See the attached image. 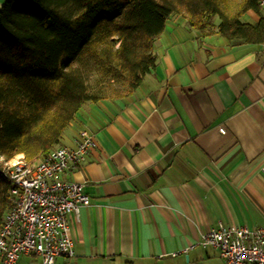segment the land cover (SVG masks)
I'll use <instances>...</instances> for the list:
<instances>
[{
	"label": "crops",
	"instance_id": "crops-1",
	"mask_svg": "<svg viewBox=\"0 0 264 264\" xmlns=\"http://www.w3.org/2000/svg\"><path fill=\"white\" fill-rule=\"evenodd\" d=\"M154 51L135 92L83 105L62 134L97 145L62 174L89 200L69 216L74 255L54 264H224L204 231L264 226V43L230 46L173 15Z\"/></svg>",
	"mask_w": 264,
	"mask_h": 264
},
{
	"label": "trees",
	"instance_id": "trees-1",
	"mask_svg": "<svg viewBox=\"0 0 264 264\" xmlns=\"http://www.w3.org/2000/svg\"><path fill=\"white\" fill-rule=\"evenodd\" d=\"M260 0H6L0 8V156L31 163L59 145L86 103L121 100L155 66L172 15L230 46L264 43ZM0 172V226L9 207Z\"/></svg>",
	"mask_w": 264,
	"mask_h": 264
},
{
	"label": "built area",
	"instance_id": "built-area-1",
	"mask_svg": "<svg viewBox=\"0 0 264 264\" xmlns=\"http://www.w3.org/2000/svg\"><path fill=\"white\" fill-rule=\"evenodd\" d=\"M259 4L264 7V0ZM75 143L58 145L31 163L23 154L17 159L0 156V172L9 181V207L0 226V264H15L24 253L39 255L42 264L74 255L69 216L77 215L89 197L82 183L63 179L62 174L97 145L83 130ZM197 244L215 248L224 264H264V226L219 224L204 231Z\"/></svg>",
	"mask_w": 264,
	"mask_h": 264
},
{
	"label": "rangeland",
	"instance_id": "rangeland-1",
	"mask_svg": "<svg viewBox=\"0 0 264 264\" xmlns=\"http://www.w3.org/2000/svg\"><path fill=\"white\" fill-rule=\"evenodd\" d=\"M172 16H173V15H172ZM180 16H181V15H180ZM103 101H106V100H103ZM86 104H89V103H86ZM84 105H85V104H84ZM68 126H69V125H68ZM68 126H67V127H68ZM65 130H66V132H68V128H66ZM64 132H65V131H63V133H64ZM17 155H18V154H16V155L13 156L12 158H15V159L20 158V157H17ZM24 157H25V156H24ZM12 158H10V159H12ZM25 159H26V158H25ZM0 166H2V162H1V161H0Z\"/></svg>",
	"mask_w": 264,
	"mask_h": 264
},
{
	"label": "bare ground",
	"instance_id": "bare-ground-1",
	"mask_svg": "<svg viewBox=\"0 0 264 264\" xmlns=\"http://www.w3.org/2000/svg\"><path fill=\"white\" fill-rule=\"evenodd\" d=\"M236 225V224H235Z\"/></svg>",
	"mask_w": 264,
	"mask_h": 264
}]
</instances>
